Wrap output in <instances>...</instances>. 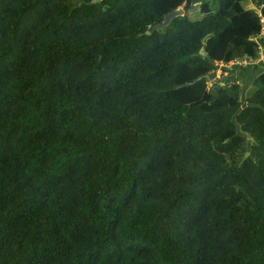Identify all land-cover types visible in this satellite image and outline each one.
I'll use <instances>...</instances> for the list:
<instances>
[{"label": "trees", "instance_id": "1", "mask_svg": "<svg viewBox=\"0 0 264 264\" xmlns=\"http://www.w3.org/2000/svg\"><path fill=\"white\" fill-rule=\"evenodd\" d=\"M259 14L0 0V264H264V68L202 77L257 54Z\"/></svg>", "mask_w": 264, "mask_h": 264}, {"label": "built area", "instance_id": "2", "mask_svg": "<svg viewBox=\"0 0 264 264\" xmlns=\"http://www.w3.org/2000/svg\"><path fill=\"white\" fill-rule=\"evenodd\" d=\"M261 21L260 31L253 36V40L257 45V54L255 56L244 55L228 60H216L212 64V68L208 73V85L212 84H228L236 82L230 76V73L243 67H256L264 65V16L259 14ZM229 77V78H228ZM231 78V79H230Z\"/></svg>", "mask_w": 264, "mask_h": 264}, {"label": "crops", "instance_id": "3", "mask_svg": "<svg viewBox=\"0 0 264 264\" xmlns=\"http://www.w3.org/2000/svg\"><path fill=\"white\" fill-rule=\"evenodd\" d=\"M252 5L255 6V4H251L250 6ZM263 68L264 65L256 66V67H243L241 69L231 72L230 76L234 78L233 80H235L236 82H240L242 84V91H244L249 85V83L252 81V79L258 73H260Z\"/></svg>", "mask_w": 264, "mask_h": 264}, {"label": "water", "instance_id": "4", "mask_svg": "<svg viewBox=\"0 0 264 264\" xmlns=\"http://www.w3.org/2000/svg\"><path fill=\"white\" fill-rule=\"evenodd\" d=\"M254 7H255L254 5L250 6L251 9H254ZM196 9H197V5L195 4V5H194L192 8H190L189 10H190V11H195ZM183 13H184V10H183L182 7H177V8H175V9H173L172 11L168 12L167 14H165L160 22L155 23V24L152 26L151 30H154V29L157 28V27H164V26L168 25L169 21H170L173 17H175V16H177V15H182ZM199 54H201V55L204 54L203 48H200V49H199ZM202 77L205 78V79H207V80L210 78L208 74H204V75H202ZM184 85H186V84L183 83L182 86H184Z\"/></svg>", "mask_w": 264, "mask_h": 264}]
</instances>
